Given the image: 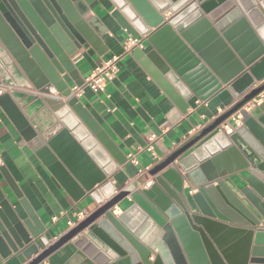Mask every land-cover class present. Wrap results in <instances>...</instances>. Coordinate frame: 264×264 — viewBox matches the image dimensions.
I'll use <instances>...</instances> for the list:
<instances>
[{
    "label": "water",
    "instance_id": "95a60500",
    "mask_svg": "<svg viewBox=\"0 0 264 264\" xmlns=\"http://www.w3.org/2000/svg\"><path fill=\"white\" fill-rule=\"evenodd\" d=\"M94 1L0 0V61L10 69H0V78L12 87L0 96V108L74 201L89 196L98 205L50 242L44 231L19 220L0 195V256L40 264L73 241L95 264H264V118L254 120L244 111L264 92V81L257 84L245 72L264 57V0H107L146 38L148 58L160 74L185 88L187 97L206 101L226 87L237 99L119 190L108 178L121 161L108 158L109 148L62 80L65 73L73 77L71 58L99 43L89 23ZM167 9L171 17L164 20ZM216 45L224 60L233 58L228 67L221 68L209 51ZM17 93L31 95L29 104L19 108ZM238 113L241 127L225 135L222 126ZM63 143L93 161L89 179L65 159ZM0 172L20 198L1 163ZM234 172L242 188L224 176ZM184 183L195 194H185ZM125 200L130 205L120 208ZM116 207L121 214H114Z\"/></svg>",
    "mask_w": 264,
    "mask_h": 264
},
{
    "label": "crops",
    "instance_id": "0c3cea01",
    "mask_svg": "<svg viewBox=\"0 0 264 264\" xmlns=\"http://www.w3.org/2000/svg\"><path fill=\"white\" fill-rule=\"evenodd\" d=\"M90 12V28L99 43L96 48L89 47L86 51H79L81 57L73 64L75 69L72 73L73 77L65 73L62 80L71 89L76 82L81 81L82 84L83 80L106 60L118 57L116 63L118 71L108 82L105 91L94 92L85 88L76 100L81 104L92 128L109 148V150L106 149L108 158L114 163L121 161L115 172L108 178L111 185L119 190L136 179L146 168L152 166L155 162L154 158L158 161L169 156L208 124L218 110H225L237 99L226 87L206 101H199L194 96L187 97L188 93L185 88L174 85L166 76L160 74L148 58L152 47L146 38L139 36L107 0H95L90 5ZM161 16L164 20L170 18L169 9ZM124 29L129 34L142 38V50L134 49L129 54L122 53L121 42L126 37ZM242 47L246 49L247 43H243ZM209 51L217 63L222 66L221 68L233 63V58L230 61L224 60V50L220 45L212 46ZM235 59H237L236 56ZM0 69L4 71L6 69L8 73L10 71L8 62L1 60ZM247 71L257 84L264 81V57L246 68L245 72ZM31 99V95L23 93H17L13 98L19 108L29 104ZM35 113L37 111L33 114L36 115ZM248 113L254 120L264 118V99L260 106L252 108ZM39 120L45 119L41 117ZM241 125V122L239 125H234L230 120L221 130L225 135L234 134ZM215 133L200 140L181 158L202 146ZM152 134L158 136L159 139L154 142L153 151L150 153L145 149L148 138ZM61 151L75 171L85 179H89L91 174L89 163L93 161L85 160L86 158L71 148L68 143L61 145ZM129 154L135 156L136 163L128 160ZM0 163L5 168L20 198L16 197L1 172L0 195L8 200L11 211L19 220L27 221L33 229L44 231L43 235L50 242L70 229L67 226L68 219L77 223L73 216L74 213L85 211L88 215L98 207L89 196H84L78 201L73 200L72 196L28 147L1 108ZM231 163L236 166L233 160ZM224 176H228L238 188L244 186L236 172L225 173ZM149 184L151 186L152 182ZM187 186L188 184L184 183V193L195 194L196 189ZM213 187H216V183H213ZM216 193L224 202L222 192L216 191ZM128 205L130 202L125 200L120 208ZM190 209L196 210L193 202H191ZM114 214L117 215V213ZM72 242L60 247L40 264H95L73 246ZM38 244L41 250L42 245L39 242ZM151 258L149 260L152 261L154 254ZM2 263L21 264L15 255H9L6 258L0 256V264Z\"/></svg>",
    "mask_w": 264,
    "mask_h": 264
},
{
    "label": "built area",
    "instance_id": "2783aa9c",
    "mask_svg": "<svg viewBox=\"0 0 264 264\" xmlns=\"http://www.w3.org/2000/svg\"><path fill=\"white\" fill-rule=\"evenodd\" d=\"M124 33L126 34V37L121 42V49H122V53L123 54H129L134 49H140V50L143 49V44H142L143 41H142L141 37H135V36L129 34L126 29H124ZM80 57L81 56L78 53L73 58H71L72 64H75L80 59ZM117 61H118V57L115 56V57H112V58L106 60L100 66L96 67L89 74V76H87L83 80V82H82V84L80 86H74L73 88L70 89V95L74 96L75 98L79 97L85 88H88V89H90L91 91H94V92H104L108 82L111 81L114 78L115 74L118 71V68H117V65H116ZM11 91H12V89L10 87L3 86V85L0 84V96L5 94V93L9 94ZM263 99H264V92L260 93L255 99H253L244 108V111L245 112H249L252 108L260 106L262 101H263ZM225 110H218L217 114L212 117V120L214 118H216L217 116H219L220 114H222ZM241 119H242V116L238 113V114H236L235 116L232 117L231 121L233 122L234 125H239L240 122H241ZM226 126H227V123L224 124L222 127H226ZM158 139H159L158 136H156L155 134H152L148 138V143H147V146H146L145 150L147 152L152 153L153 144ZM127 157H128V160H130L131 162L136 163L134 155L129 154ZM154 161H155L154 164H156L159 160L156 161L155 158H154ZM152 166H150L149 168H146V170L141 172L139 174V176L141 174L145 173L146 171H148ZM114 213H117V215H119V214H121V210L118 207H116ZM73 216L75 217V219H76V221L78 223V222L82 221L87 216V213L85 211H79L77 213H74ZM77 223H75L74 221H72L70 219L67 220V226L69 228H72ZM150 259H152V258L150 257ZM2 264H4V263H2Z\"/></svg>",
    "mask_w": 264,
    "mask_h": 264
}]
</instances>
